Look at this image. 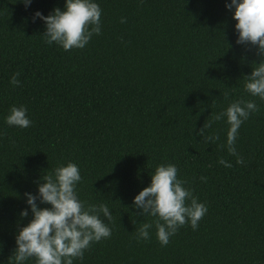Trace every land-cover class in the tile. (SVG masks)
<instances>
[{
    "label": "trees",
    "instance_id": "16d2710c",
    "mask_svg": "<svg viewBox=\"0 0 264 264\" xmlns=\"http://www.w3.org/2000/svg\"><path fill=\"white\" fill-rule=\"evenodd\" d=\"M95 2L100 34L65 51L45 43L43 23L33 22L34 12L63 10L64 0L27 8L0 0V264H12L18 224L31 218L19 217L24 193L68 162L80 170L78 198L112 214L110 237L73 264H264V101L244 91L259 57L235 43L230 0ZM14 73L19 86L9 83ZM236 100L257 105L235 141L243 164L226 149L228 125L214 120ZM20 105L32 121L24 129L4 123ZM208 135L218 139L206 143ZM169 163L207 212L196 230L185 223L162 247L155 217L141 216L132 200ZM143 223L153 227L138 240Z\"/></svg>",
    "mask_w": 264,
    "mask_h": 264
},
{
    "label": "clouds",
    "instance_id": "9594fccd",
    "mask_svg": "<svg viewBox=\"0 0 264 264\" xmlns=\"http://www.w3.org/2000/svg\"><path fill=\"white\" fill-rule=\"evenodd\" d=\"M21 3L27 8L32 0H21ZM225 8L232 12L235 21V43L254 47L259 57V62L251 65L250 74L244 76V91L264 101V0H230L225 3ZM100 16L101 9L95 0H64L63 10L54 8L47 16L36 11L33 22L39 19L43 23L45 43L56 44L68 51L83 49L94 34H100ZM18 76L19 73L11 76L10 85H20ZM256 110L253 100H236L214 116V120L224 119L228 125L225 145L228 153L236 156V164L244 163L235 148L238 130ZM4 123L24 129L32 121L27 108L20 105L10 107ZM204 127H211V121ZM203 128L199 132L202 136ZM203 138L206 143L218 139L212 135ZM217 163L232 167L223 158ZM177 173L175 164L158 165L150 174L149 185L132 200V207L138 209L141 216L155 217V235L162 247L185 223L196 230L207 212L206 205L198 202ZM81 179L78 165L68 162L43 175L37 182L35 194L24 193L27 207L19 212V217L23 220L31 214V218L22 227L18 224V231L14 234L15 247L9 257L12 264H25L30 259L34 264H73L74 259L83 258L91 243L110 237L111 229L105 223V220L112 219L109 207L104 203L86 205L80 200L76 189ZM204 179L200 177L201 181ZM152 227V223H143L136 238L149 239Z\"/></svg>",
    "mask_w": 264,
    "mask_h": 264
}]
</instances>
